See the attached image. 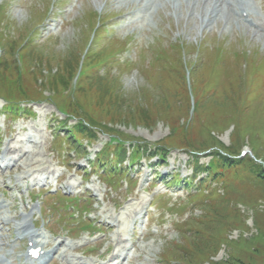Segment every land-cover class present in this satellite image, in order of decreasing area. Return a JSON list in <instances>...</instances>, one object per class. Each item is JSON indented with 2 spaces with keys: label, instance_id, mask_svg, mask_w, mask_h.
I'll list each match as a JSON object with an SVG mask.
<instances>
[{
  "label": "rangeland",
  "instance_id": "1",
  "mask_svg": "<svg viewBox=\"0 0 264 264\" xmlns=\"http://www.w3.org/2000/svg\"><path fill=\"white\" fill-rule=\"evenodd\" d=\"M170 1L149 25L126 26L136 6L115 0H0V110L6 100L32 107L9 119L0 112V153L9 130L25 128L35 146L21 167H55L45 182L52 186L64 173L63 194L91 198L94 220L119 225L136 241L133 264H264V0H244L258 28L226 13L201 27V1ZM123 39L129 49L109 61L113 42ZM180 41L185 48H177ZM218 44L227 48L222 59L209 49ZM159 53L163 60L148 67ZM139 110L147 123L129 117ZM82 123L88 130L69 137ZM91 132L97 141L86 137ZM140 140L152 160L135 159ZM66 147L72 167L58 164ZM102 147L128 158L127 173L103 177L120 179L116 189L97 177L102 168L82 183ZM161 152L169 158L159 160ZM3 172L8 184L11 177L14 187L26 184L16 167ZM70 182L77 187L66 194ZM159 193L171 205L181 202L164 217L153 202Z\"/></svg>",
  "mask_w": 264,
  "mask_h": 264
},
{
  "label": "bare ground",
  "instance_id": "2",
  "mask_svg": "<svg viewBox=\"0 0 264 264\" xmlns=\"http://www.w3.org/2000/svg\"><path fill=\"white\" fill-rule=\"evenodd\" d=\"M108 1V0H107ZM116 3L118 5H121L122 3H129V4H125L128 6L131 5H135V10L139 9L142 13L141 15H137L139 16V19L141 21V26H143L144 23H148L149 21H151L153 19V17L155 16V14H159L160 11L162 9H166L169 8V5L172 1L169 0V2L167 0H115ZM178 2V5H174V7L176 6H183V7H189V5H192V3L195 1L194 3V7L198 6L200 1L202 4H204V8L202 9L204 11V14L202 16L201 19V27H206L212 23H217L218 22V17L220 16V14H224L226 13V16H222V18L224 19H230L233 22L237 21V23H240L241 21H243L246 18H250L249 14L248 15H244L243 12L241 11V13L239 14L237 12V8H236V4L240 5L241 7H243V11H247L248 5L243 2V1H238L236 3H231L230 5H227L225 3H222L221 0H176ZM168 3V4H167ZM167 4V7H161L160 10L158 11V8L160 6H163ZM135 10H132L131 14L136 15ZM134 11V12H133ZM129 14V15H131ZM147 17V19H146ZM147 20V21H146ZM222 20V19H221ZM146 21V22H145ZM255 22V21H254ZM254 22L252 23V25H255ZM257 27V26H256ZM23 134L24 131H22ZM13 143H15L14 146L7 148V152L11 155H16L19 154L20 152L23 151V147L21 146L22 144V140H16L15 138L12 141ZM7 156V155H5ZM20 158H23V156H21ZM25 159V158H24ZM1 160V159H0ZM14 166L16 167H20L21 164L18 161H14L13 163ZM9 219H5L2 218L0 219V231H1V226L8 223ZM114 227V226H111ZM30 226H26V231L28 232V235H30V237L32 238V240L35 243V246L33 247H43L42 250L45 249V247H49L50 243H44L45 241H42L39 239V236L36 235L35 233L31 232L29 230ZM117 238L115 239L116 242V247L118 249V251H121L125 245L123 244L122 241V234L118 233ZM5 241L3 240V242H0V248L5 246ZM70 249H77V247L66 244L65 241H60L57 244H55L54 246H50V248H46L42 253V259L41 261H47L49 258L53 257V255L58 254L60 256H62L63 258L66 257L68 250ZM131 258L129 257H124L122 259V261H120V254L118 253H114L113 255L109 256L107 258L106 261H104L103 263H99V262H95L94 264H123V262H130ZM77 264H84V263H77Z\"/></svg>",
  "mask_w": 264,
  "mask_h": 264
},
{
  "label": "trees",
  "instance_id": "3",
  "mask_svg": "<svg viewBox=\"0 0 264 264\" xmlns=\"http://www.w3.org/2000/svg\"><path fill=\"white\" fill-rule=\"evenodd\" d=\"M144 113H146L145 111H142V110H139L137 113H134V114H130V118H132V119H137V120H139V121H141V122H144V123H147L148 121H147V116L144 114ZM136 114V115H135ZM135 115V116H134ZM124 117V116H123ZM110 124V123H109ZM112 124V123H111ZM88 130V128L86 127V125H83V123L82 124H80L79 126H75V127H72L71 129H70V133L71 134H73V136H74V134H76V135H78V134H81L82 132H84L83 130ZM72 136V137H73ZM86 137H88V139L89 140H91V141H96L97 140V133H95L94 132V134L91 132V134H87L86 135ZM143 144L142 145H135V148H136V151H135V153H134V155L135 156H137V155H141V154H143L144 152L146 153V152H148L149 150L147 149V148H145V147H147V145L148 144H146V142L145 141H143V140H140ZM140 148H142L143 150H140ZM146 149V150H145ZM154 149H156L157 151L159 150V148H154ZM156 150H154V151H156ZM160 150H161V148H160ZM161 154V157L162 158H165V156H163L164 155V152H161L160 153ZM101 157H99V162L100 163H102V162H105V163H107V162H109V161H112V160H108V158H102V155H100ZM138 158V157H137ZM101 159V160H100Z\"/></svg>",
  "mask_w": 264,
  "mask_h": 264
}]
</instances>
